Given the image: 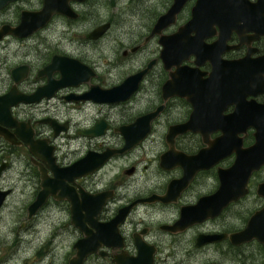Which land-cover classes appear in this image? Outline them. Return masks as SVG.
<instances>
[{
  "label": "flooded vegetation",
  "instance_id": "flooded-vegetation-1",
  "mask_svg": "<svg viewBox=\"0 0 264 264\" xmlns=\"http://www.w3.org/2000/svg\"><path fill=\"white\" fill-rule=\"evenodd\" d=\"M225 1L207 0L198 4V0H186L184 7L176 14L175 21L164 28L161 34L151 35L157 19L174 2L171 0L167 8L150 20L143 29L123 34L122 39L116 42L122 48V59L116 60L115 63L120 66L129 62H135V64L131 70L124 73L118 84L109 87H103L95 82V78L99 76L95 61L90 62L78 54L69 53L64 47L66 42L72 44L75 41L78 44L93 45L106 41L117 17L119 20L129 21V25L142 27L141 21L144 17L138 11V0L7 1L0 8V14L14 8L17 12L16 18L0 20V30L6 27L16 28L22 22L30 28L29 30L42 24L24 37L8 33L0 40L1 44L11 39L27 41L32 39L34 49V54L32 52L30 54L34 56L33 60L29 58L10 68L9 82L2 90L0 89V96L6 95L12 89L14 79L11 71L18 66H27V75L15 85L21 94H31L38 87L48 84V73L41 72L55 55L78 60L91 69L92 76L78 85L58 87L57 84H53L56 88L50 97H42L35 102H19L9 107L8 114L4 112V109H0V192L6 194L0 209L12 191L11 188L5 189L2 180L7 179L11 171L18 167L19 171L14 176L24 184L31 182L35 187L34 194L31 195L32 201L27 207L28 221L35 219L38 213L51 203L67 204V211L70 214L68 224L73 231L71 251L68 254L69 261L76 255L87 252L82 264H88L90 261H93L91 264H192L191 262L264 264V243L254 239L249 243L236 245L231 240V236L244 230L250 219L264 209V32L247 29L248 26L255 24L264 25V0H241L242 3H225ZM136 2L137 5H135ZM225 11H233L234 14H230L232 17L244 18L248 21L240 23L246 29L232 31L226 42L229 46L227 50L223 41L226 30L222 23L226 16ZM37 13H41V17H38ZM24 14L26 17L23 20ZM182 16L183 23L179 22ZM193 19L203 22L193 24ZM105 24H108V28L101 35L97 38L90 36ZM184 24H190L185 34L187 46L193 48L195 42L201 52L196 55L187 51L185 60L180 64L182 68H179L177 72L176 65L165 68L160 57L163 46L159 43V39L161 35L175 33ZM37 36L40 38L34 40ZM81 36L82 40L76 39ZM152 42L156 45L153 53L147 52L146 55L137 56ZM231 62L232 75L225 77L226 63ZM149 64L151 65L143 74L137 89L127 99L119 102H96L125 103L139 94L144 84L149 82L153 87L150 88L151 95L145 109L132 120L117 126L101 118L100 120H103L107 127L103 134L87 137L89 144L84 154L70 164L60 161L57 154L58 146L54 143L53 137L41 134L40 124L50 126L53 135L59 136L70 129L71 120H62L51 114L36 118L32 115V108L57 97L77 105L92 101L90 99L75 101L67 98L83 94L92 85H98L103 89L119 85L128 77L145 70ZM184 72L185 76H179ZM176 73L178 76L171 90L183 92V95L173 94L164 99L162 87L169 78L171 79V74ZM50 77L55 82L60 79L61 73L59 70H54L50 73ZM82 84H87V88L80 90L79 87ZM53 85L50 86V90ZM145 91L149 93V89ZM162 105L163 108L150 121L149 132L143 140L130 150L113 155L94 172L76 178L73 183L67 182V188L71 190L73 206L78 211L74 224L71 223L72 203L67 199H56L53 194H50L36 214L28 219V208L42 189L43 174L48 180H53V169L68 168L89 151L101 153L106 148H121L124 145V138L116 129ZM247 105H249L250 124L247 128L240 129L241 125L238 124L233 127L229 124L225 125V116H236L241 112L244 114L243 110ZM100 120L77 129L76 133L84 135L85 130L94 127ZM51 122L64 125L66 130L54 134ZM160 123L164 128L163 148L153 159L150 158L152 163L155 162L156 168L152 178L157 180L159 177V182L156 184L150 182L145 186L146 188H139L137 183L129 186V180H133L138 173L136 163H132L127 169H122L121 175H114L113 179L99 187L100 180L97 175L105 171L112 161L126 157L138 147H142ZM183 123H188V131L179 133L168 141L169 128ZM27 129L32 132L33 140H41V143L45 142L46 149H52V164L31 153L27 145ZM110 131L120 134L122 141L114 143L107 140ZM218 138L220 140L217 147L212 146L211 144ZM145 146L143 152L148 153L150 148L146 150L148 145ZM242 148H249L252 152L249 162L253 166V171L246 186L247 195L228 204L215 218L203 221L183 219V211L198 205L201 199L210 197L218 191L227 193V197L230 198L235 196L237 190H240V178L249 168L245 164L235 167L237 159H240ZM202 151L207 153L204 159L194 164L190 159L189 174H186L179 164L180 157L195 156ZM145 156L146 153H143L142 159ZM91 159L94 160L95 156L92 155ZM211 161L215 164L210 169L198 170L193 174V168L196 169L200 164L204 162L208 164ZM257 161H259L258 168L254 166ZM239 168L242 172L237 170ZM209 184L211 187L204 190V186ZM60 194L61 191L58 189L55 195L59 197ZM153 197H165L167 202L147 201ZM250 197H253L255 201L254 209L241 225L239 206ZM152 208L160 210L166 216L163 222L156 226L151 223V220L148 224L141 215V209ZM119 215H121L120 222L112 227L111 222L119 218ZM261 223L264 224L262 221ZM108 224L110 226H107ZM174 226L176 228L173 229ZM62 234L64 238V232ZM186 236L188 238L184 241L183 238ZM210 237H215L213 238L215 240L206 243L205 239ZM54 238L51 240V246ZM85 241L95 250L91 251L92 248ZM48 245L49 243H46V246ZM213 253L218 255V258L209 261L206 255ZM47 255L48 253L42 258L44 259ZM42 260L40 257V261Z\"/></svg>",
  "mask_w": 264,
  "mask_h": 264
},
{
  "label": "rangeland",
  "instance_id": "rangeland-1",
  "mask_svg": "<svg viewBox=\"0 0 264 264\" xmlns=\"http://www.w3.org/2000/svg\"><path fill=\"white\" fill-rule=\"evenodd\" d=\"M34 2V0H32ZM139 12L142 13L144 19L143 26L129 25V21L119 20L118 17L111 27V32L106 41H101L93 45L78 44L73 41L72 44L66 42L64 49L74 55L87 58V61H95L99 76L95 78V82L103 87H109L118 84L124 73L133 68L135 62H129L126 65H116V60L122 59V48L116 42L122 39L125 33H133V30L140 31L146 24L150 22L155 16L163 12L171 0H138ZM137 5V2L135 3ZM16 11L11 8L9 11H3L0 14V20L15 19ZM106 17L108 15H105ZM184 17H180L179 22L183 23ZM134 28V29H133ZM136 28V29H135ZM40 36L34 38L39 39ZM42 38V37H41ZM125 38V37H124ZM76 39L82 40L83 37ZM32 39L27 40H9L0 44V89L2 90L9 82V70L16 64L26 61L27 59H34L30 56L31 52L34 54L32 48ZM155 43H151L149 47L137 56L146 55L147 52L153 53L155 51ZM30 52V53H29ZM29 53V54H28ZM87 84H82L80 90L87 88ZM152 84L147 82L144 84L141 92L135 97L129 99L125 103H96L87 101L81 104H72L63 101L62 99H52L41 102V104L32 108V115L39 118L45 114H51L62 120H71L70 129L59 135L54 136L52 129L48 125L40 124V131L42 135L53 137L54 143L57 147V154L60 161L65 164H70L77 157H80L86 151L89 139L88 136L77 134V129L92 125L94 122L105 118L107 122L112 125H120L127 120H132L139 112L145 109L148 102L149 95H151L150 88ZM149 89V93L145 91ZM151 98V97H150ZM174 117V115H172ZM163 133L164 128L162 124H158L155 131L147 139L142 147H138L126 157L116 159L110 163V166L105 171L99 173L97 178L100 180L98 186L101 187L116 174H122V169H127L130 164L136 163L137 175L130 181V185L138 184L139 188H146L145 186L150 182L158 183L153 180L152 174L155 173V162L152 159L163 148ZM107 140L112 142H121L120 134L110 131ZM148 145L149 152H143V149ZM143 153L146 156L143 158ZM152 157V159H150ZM150 159V160H149ZM147 166V168H145ZM18 167L11 171V175L7 179L2 180V185L6 188H11V194L6 198V201L0 209V264H68L70 257L68 254L71 251L73 231L70 227V214L67 211V204L54 205L49 204L37 217L31 221L26 219L27 207L32 201L31 195L34 194V186L31 182L19 181L14 174H17ZM124 178V177H123ZM128 179V178H127ZM204 190L209 189L211 184L204 186ZM192 198V197H191ZM195 199V198H193ZM254 199L250 197L244 200L239 206V219L241 225L244 224L251 211L254 209ZM142 217L148 222L158 225L163 222L165 214L156 208L141 209ZM229 216V215H228ZM24 224V225H23ZM156 230V228H155ZM64 232V238L63 233ZM55 237V238H54ZM67 237V238H66ZM54 238V243L51 246V240ZM188 236L184 237V241ZM66 240V241H65ZM46 243H49L46 246ZM50 249V250H49ZM56 254L51 256V253ZM47 257L42 258L47 254ZM40 257L41 260L40 261ZM209 261L216 260L218 255L215 253L206 255ZM90 261L88 264H91ZM192 264H196L191 262ZM197 264H205L203 262Z\"/></svg>",
  "mask_w": 264,
  "mask_h": 264
},
{
  "label": "water",
  "instance_id": "water-1",
  "mask_svg": "<svg viewBox=\"0 0 264 264\" xmlns=\"http://www.w3.org/2000/svg\"><path fill=\"white\" fill-rule=\"evenodd\" d=\"M10 0H0V8L4 6L5 3ZM186 0H174L172 5L166 10L165 13H163L155 22L151 35L153 34H161V31L166 28L167 26L171 25L175 19L176 14L184 7ZM207 0H198V4L202 2H206ZM210 1V0H209ZM241 0H226L225 3H242ZM226 16L222 20V23L225 27V36H224V43L226 44L225 49H229V46H227V40L231 36L232 31L234 30H241L246 29L243 28V26L240 25V23L244 22L247 23L248 21L246 19H236L235 17H232L230 14H234L233 11H225ZM38 17H41V13H37ZM26 17V14L23 15L22 19L24 20ZM201 23L203 21L198 19H193L192 23ZM253 22V21H251ZM42 23L37 25L36 27L40 26ZM262 23L261 24H255L248 26V30H258L260 32H264ZM34 26L31 30L30 28H27L26 25L22 22L18 27L10 29L8 27L3 28V30H0V40L2 37L8 33L17 35L19 37H24L33 29H36ZM190 27V24H184L178 28V30L175 33H172L170 35H161L159 39V43L163 46L161 50L160 57L164 63L165 68L170 67L171 65H176L177 72L180 70L179 68H182L180 64L185 60L186 55L188 52L194 53L196 55H199L201 50L196 47L195 42L193 44V48H190L187 46L186 40H185V34L187 31V28ZM108 28V24H105L98 28L94 33H92L90 36L93 38H97L99 35H101L106 29ZM192 47V46H191ZM188 51V52H187ZM151 64L147 66V68L143 71H140L138 73H135L134 75L128 77L125 79L121 84L113 86L111 88L103 89L99 87L98 85H92L90 89L86 92H84L81 95L78 96H72L67 99H74L75 101L81 100H87L90 99L95 102H119L127 99L136 89L138 86L139 81L141 80L143 74L147 71V69L150 67ZM54 70H59L61 73V77L59 80H56L53 82V79L50 77V73ZM91 69L87 66H85L83 63L79 62L76 59H71L68 57H61V56H53L51 62L42 70L41 73H48V84L42 85L38 87V89L31 93V94H21L17 91V88L15 85L19 83L26 75H27V66L22 65L18 66L16 68H13L11 71L12 77L14 79V85L12 89L3 96H0V109H4V112L6 114L9 113V107L12 105H16L19 102H35L40 100L42 97H50L54 93V89L56 88L57 84L58 87L65 86V85H78L82 81H87L89 77L92 76ZM225 77H230L232 75V62L230 64L226 63V69L224 72ZM178 74H171V79L169 78L163 85V97L164 99H167L169 96L173 94L183 95V92L173 91L171 90L172 86L176 82V77ZM179 76H185V72L183 74H179ZM53 85L52 90H50V86ZM57 87V88H58ZM249 105L246 106V108L243 110L245 112L242 114V112L237 113L235 115L231 116H225V125H241L240 129L247 128L249 124ZM163 108V105L158 107L156 110L147 113L141 117L135 118L133 122L122 125L118 127L116 130L120 132V134L124 138V145L121 148H106L101 153H93V152H87V154L77 162L73 163L72 166L64 169L55 170L53 169L54 179L48 180L45 175L43 174L42 177V183L41 187L42 189L38 193L36 200L29 206L28 208V219H30L36 212L39 210V208L45 203L46 198L53 194L55 198L57 199H67L72 203V206L70 207L71 212V223L74 224L77 220L78 211L74 208L72 197H71V190L67 188V182L73 183L74 180L78 177L90 174L100 168L102 164L112 157L115 154H121L128 150H130L132 147H134L137 143H139L141 140H143L146 135L149 132L150 127V121L154 119L157 114L160 112V110ZM11 124V123H10ZM11 125H14L13 123ZM51 125H53L54 134H58L61 130H66V127L64 125H58L54 122H51ZM107 127V124L100 120L97 122V124L87 129L83 132L86 136H99L104 133L105 128ZM143 127L142 129H140ZM188 131V123L183 124H177L169 128L167 132V140L171 141V138L179 133H184ZM225 134V133H224ZM5 135V134H4ZM5 137H7L5 135ZM220 138L216 139L211 145L216 146L219 144ZM41 140H33L32 138V132L27 129V145L29 146L31 153L41 158L45 161H48L50 164H52L53 157L51 156V148L46 149L45 148V142L41 143ZM41 143V144H39ZM216 149V148H215ZM172 149L170 150V152ZM207 153H204V151L200 152L199 154L195 156L190 157H180V166L184 168L186 174H189V166L191 164V160L193 164L201 162ZM92 155L95 156V159L92 160ZM252 152H250L249 148H242L240 153V159H237V162L235 164V167H239V164H245V166H248V170L241 176L240 178V190L236 191L234 197H227V193L224 194L221 191H218L216 194L205 197L200 200L199 204L194 206L193 208H187L183 211V219H191L192 221L195 220H205L208 218H215L217 217L222 210L230 203L234 201H238L242 199L244 196L247 195V183L250 178V175L252 173L253 166H251V163L249 162V158L251 157ZM164 157H162L163 159ZM165 162V159L163 160ZM215 162L211 161L208 164H200L198 168H193V174L202 169H210L212 166H214ZM251 166V167H250ZM256 168L259 167V161H257L256 164H254ZM238 171L242 172L241 168L237 169ZM130 174V172H129ZM60 189L61 194L60 196L56 197L55 193ZM6 194L4 192H0V207L2 205L4 196ZM154 201V200H160L162 202H167L165 197H156L148 199L147 201ZM121 215H119V218L117 217L115 220L111 222L112 227H115L117 223L120 222ZM264 222V209L259 211L255 216H253L248 225L244 230L241 232L234 234L231 236V240L236 245H243L246 243H249L250 241L254 239H258L260 242L264 243V224L261 223ZM195 222V221H194ZM107 226H110L109 224ZM176 228V226L173 227V229ZM215 237H210L209 239H205L206 243H210L214 241L213 239ZM86 244H89L91 247V244L85 241ZM89 247V246H86ZM92 248V247H91ZM95 249L92 248L91 251H94ZM89 251V253L91 252ZM86 253H83L81 255H76L73 257L68 264H82L83 259L86 256Z\"/></svg>",
  "mask_w": 264,
  "mask_h": 264
},
{
  "label": "bare ground",
  "instance_id": "bare-ground-1",
  "mask_svg": "<svg viewBox=\"0 0 264 264\" xmlns=\"http://www.w3.org/2000/svg\"><path fill=\"white\" fill-rule=\"evenodd\" d=\"M67 238V237H66ZM66 241V240H65ZM53 255H55L56 256V254H55V252H54V249H53V252L51 253V256H53ZM57 257V256H56ZM33 264H34V262H32Z\"/></svg>",
  "mask_w": 264,
  "mask_h": 264
}]
</instances>
